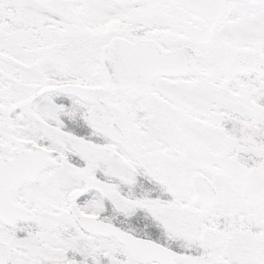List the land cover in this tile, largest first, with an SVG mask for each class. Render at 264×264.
Returning a JSON list of instances; mask_svg holds the SVG:
<instances>
[{"label":"snow or ice","instance_id":"snow-or-ice-1","mask_svg":"<svg viewBox=\"0 0 264 264\" xmlns=\"http://www.w3.org/2000/svg\"><path fill=\"white\" fill-rule=\"evenodd\" d=\"M0 264H264V0H0Z\"/></svg>","mask_w":264,"mask_h":264}]
</instances>
